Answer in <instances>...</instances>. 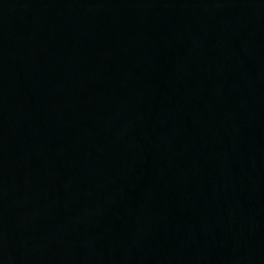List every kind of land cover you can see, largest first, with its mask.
<instances>
[{
  "label": "water",
  "instance_id": "water-1",
  "mask_svg": "<svg viewBox=\"0 0 264 264\" xmlns=\"http://www.w3.org/2000/svg\"><path fill=\"white\" fill-rule=\"evenodd\" d=\"M0 264H264V0H0Z\"/></svg>",
  "mask_w": 264,
  "mask_h": 264
}]
</instances>
